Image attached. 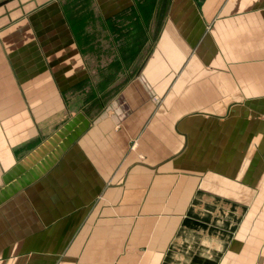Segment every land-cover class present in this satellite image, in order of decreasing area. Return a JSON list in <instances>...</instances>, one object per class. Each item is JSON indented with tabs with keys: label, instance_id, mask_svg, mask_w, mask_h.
Instances as JSON below:
<instances>
[{
	"label": "crops",
	"instance_id": "1",
	"mask_svg": "<svg viewBox=\"0 0 264 264\" xmlns=\"http://www.w3.org/2000/svg\"><path fill=\"white\" fill-rule=\"evenodd\" d=\"M0 264H264V0H2Z\"/></svg>",
	"mask_w": 264,
	"mask_h": 264
},
{
	"label": "rangeland",
	"instance_id": "2",
	"mask_svg": "<svg viewBox=\"0 0 264 264\" xmlns=\"http://www.w3.org/2000/svg\"><path fill=\"white\" fill-rule=\"evenodd\" d=\"M89 7V6H88ZM90 8H91V14L92 16H94L93 18H96L95 17V10L94 8L92 7V5H90ZM162 10V8H161ZM162 12V11H161ZM157 23L155 24H149V26H151V31L154 32V28L157 27L156 25ZM90 30H92L94 33H95V36H98V37H101L103 36V27H102V24L98 22V20H95L93 19V22L91 24H89V32ZM108 43H111V41H109ZM106 41L103 40V39H91V41H89V43L87 44V47H86V58H87V61L93 66L95 67L96 64H100V63H104V62H109L110 60H114V55L112 54H109L105 51H109L108 47H106ZM112 44V43H111ZM110 44V45H111ZM86 46V45H85ZM107 46H109L107 44ZM106 47V48H105ZM94 75L96 76V78H100L101 75H104L105 71H94L93 72ZM120 78L122 79V77H119V81L118 83L120 82ZM80 102L76 105H79L81 107H86V106H89V104H85L84 103V98L82 99V97L80 98ZM78 107V106H77Z\"/></svg>",
	"mask_w": 264,
	"mask_h": 264
},
{
	"label": "trees",
	"instance_id": "3",
	"mask_svg": "<svg viewBox=\"0 0 264 264\" xmlns=\"http://www.w3.org/2000/svg\"><path fill=\"white\" fill-rule=\"evenodd\" d=\"M136 11H135L134 19L131 20L130 22H128L127 24H125V26H123V29L125 30L124 31V35L125 36H131L133 34L134 35H140L141 36L147 30V26H148V23H147V15H148V12H149L148 8L147 7H139V8H137ZM138 20H140V21H138ZM156 25L158 26V23ZM112 29H114V28H112ZM114 30L115 31L116 30H119L121 32V29L120 28L119 29L118 28H115ZM132 42H133V44L135 43L134 39H131V38L125 39V44L126 45L127 44H131ZM124 48H125V50H127L126 47H124ZM118 57L120 58V60L123 63L128 64V63H130V61L135 56H133L132 54H130V52L124 51Z\"/></svg>",
	"mask_w": 264,
	"mask_h": 264
},
{
	"label": "water",
	"instance_id": "4",
	"mask_svg": "<svg viewBox=\"0 0 264 264\" xmlns=\"http://www.w3.org/2000/svg\"><path fill=\"white\" fill-rule=\"evenodd\" d=\"M0 2H2V0H0Z\"/></svg>",
	"mask_w": 264,
	"mask_h": 264
}]
</instances>
